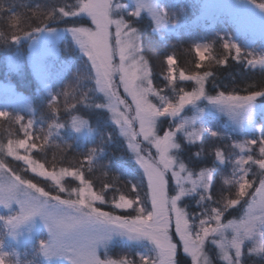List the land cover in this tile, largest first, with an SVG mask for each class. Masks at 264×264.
<instances>
[{
	"label": "trees",
	"instance_id": "16d2710c",
	"mask_svg": "<svg viewBox=\"0 0 264 264\" xmlns=\"http://www.w3.org/2000/svg\"><path fill=\"white\" fill-rule=\"evenodd\" d=\"M254 1L264 3V0ZM190 2L194 6L200 4L198 0ZM76 3L77 0H0V81H11L23 95L17 102H6L7 98L0 93V113H7L0 116V144L6 146L9 140H25L27 145L35 144L36 147L27 151L25 148H17L19 155L31 157L51 172L57 173L63 168L77 170L91 183L95 192L104 197L97 207L126 217L135 216L137 205L129 210H120L115 201H119L121 195L135 199L133 185L140 186L139 196L143 198L147 181L125 138L120 134L109 111L103 106L105 99L96 88L94 71L88 58L75 46L69 35L64 36L60 42L61 55L53 60L48 69V87L37 79L27 59L29 38L37 29L90 26L91 21L87 17L63 16L60 13V8L65 11L73 10ZM184 5L189 7V4ZM175 6V11L180 12V4L177 2ZM46 12L55 17L48 19L47 23H41L39 17ZM127 19L140 33L142 54L149 64L152 84L160 94L171 93L177 96L181 89L192 91L195 88L192 81H170L168 56L175 57L177 78L180 77L181 70L187 75L196 72L201 75L204 72L211 73L205 81L206 93L210 96L220 93L247 96L252 92H264V66L250 64L244 52L238 57L234 48L224 47L225 40L240 44L241 49L245 45V38L235 32L233 23L226 16L199 23L188 21L172 31L162 32L156 31L153 21L147 15L139 18L127 16ZM13 35L18 39H13ZM251 41L253 46L264 47L260 38ZM202 42L212 44L210 55L205 60L198 58L195 49V46ZM16 54L22 55L24 62L18 70H12L9 60ZM219 60L224 63H217ZM77 73L79 74L76 75ZM257 101L263 104L264 94L259 95ZM156 103H159V100ZM263 110L257 115V124L262 126L260 133L234 132L230 125L224 126L222 118L217 125L216 135L206 132L195 142H188L183 135H179L177 155L180 162L195 174L204 170L212 173L211 188L208 192L188 196L182 202L190 220L198 221L204 216L206 209L210 212L212 208H223L227 199L235 197L237 185L223 182L239 176L235 141L247 143L251 139L256 140L257 143L252 146L250 154L255 159L264 158L259 153L260 141L264 139ZM76 116L88 121L91 134L80 137L75 133L73 122ZM161 124L163 132L170 128L172 123L169 118H164ZM217 151L223 154L224 162L219 161ZM0 159L16 174L31 180L52 196L60 195L62 199H67L72 188L83 186L77 177L66 176L62 180L65 191L60 192L51 179L34 173L25 161L7 155L6 151L0 152ZM251 168L255 180L249 193L254 192L258 186L260 173L257 165L251 164ZM202 195L205 196L204 199H201ZM207 196L211 198L208 199ZM250 197L247 196L239 204L228 208L222 216L223 221L241 218L247 207L245 200ZM76 198V193H73L71 199ZM0 231L4 233L3 229ZM173 235L174 239L179 241L175 232ZM138 249L137 245L129 243L114 244L102 251L101 256L111 259L130 256L140 261L137 256ZM249 249L248 244L243 250L241 264H264V255L249 252ZM205 250L210 253L214 264H226L219 258L216 247L207 243ZM40 260L37 259L38 264ZM40 263L45 264L43 260ZM178 263L192 264L191 259L183 254L181 246Z\"/></svg>",
	"mask_w": 264,
	"mask_h": 264
},
{
	"label": "snow or ice",
	"instance_id": "6c2138e0",
	"mask_svg": "<svg viewBox=\"0 0 264 264\" xmlns=\"http://www.w3.org/2000/svg\"><path fill=\"white\" fill-rule=\"evenodd\" d=\"M264 7V4L260 5ZM122 5L114 0H77L73 10L65 11L60 8L63 16H77L85 13L91 18L95 25L94 29L87 27H75L71 31L81 48L87 54L95 70L96 88L105 94L108 104L114 113L115 122L121 126L122 131L129 136L130 147L137 154V159L144 169L143 175L147 177V188L143 198L139 196V185H133L135 199H129L121 195L119 201H115L117 208H133L136 205L135 216L118 217L111 213L102 212L94 206V201H103L104 197L92 191L90 182L84 179L82 173L77 170L63 168L60 174L55 172L40 171V175H46L58 186L60 192L65 191L61 184V179L65 175L77 177L82 187L72 188L68 192L69 198L62 199L60 195L52 196L43 188L38 187L31 180L23 178L9 168L7 163L0 159V205L9 208L15 201L19 205V212L7 217L0 216L4 220L9 232L14 234V230L30 217L40 214L45 221L50 239L41 241V250L45 256H64L71 261V264H130L129 261L121 259L119 261L111 258L101 259L98 254L97 245L107 233L116 229L122 230L129 235L146 237L154 243L157 258L151 256H141V261L146 264H176L175 254L177 244L173 242V237L169 234V228L173 221L175 223L176 234L180 237L185 253L190 254L192 264H212L205 250L206 241L211 240L219 249V255L226 264H241L242 246L246 241L253 242V247L249 252H256L264 255V158L255 159L253 155L241 156L238 160L239 168L242 169V175H239L240 181L237 185L234 198H229L224 203L223 208H212L205 210L204 219H200L198 225L194 220H190L189 214L178 206V201L184 195L186 189L180 188L177 195H169V181L167 172L172 170V175L178 183L184 180L191 181L194 190L197 184L203 182L206 190L210 187V171H202L196 179L192 174L182 175L184 165L180 164L179 170H175L176 161L170 154V150L177 148L174 142V132L165 131L163 136L157 134V118L165 114H174L190 102L198 99L205 94L203 81L211 75L204 72L201 75L196 72L186 76L181 70L179 76L181 79L195 80L198 88L193 92H183L179 95V102L173 103L160 96L158 91L152 87L150 79L151 72L148 68L147 60L140 55L138 43L135 39L137 30L132 28L130 23L123 16L114 19L112 12ZM141 7H149L150 11L156 17L157 23L161 18H167L165 13L151 8L147 3ZM140 9L134 10L131 15L138 16ZM51 16L52 13H49ZM15 19V18H14ZM115 25V32L111 28ZM39 31V29H37ZM27 35V33H24ZM13 39H18L13 35ZM224 47H235L239 57L241 49L236 45L225 44ZM207 46L205 47V51ZM197 52L203 59V53L200 52V46H197ZM119 57V62H115V57ZM170 81L175 79L172 65L173 57L168 56ZM217 63H224L223 60ZM250 64H264V57L249 61ZM119 76V82L115 76ZM119 86H123L124 92L131 96L132 103L121 97ZM264 94V92H252L247 96H224L220 93L216 97H210L211 100L219 102L223 99L228 101H237L240 108H243L255 97ZM156 95L163 102L159 107L153 104L149 96ZM134 105V108H133ZM123 108V111H121ZM134 112V115L132 114ZM7 113H0L5 116ZM139 124L137 130L135 125ZM76 127V125H73ZM79 129V127H76ZM199 135V132L194 131ZM193 133H189L192 136ZM27 135V133H26ZM143 136L144 141H148L156 149V156L149 153L142 156L140 143L137 137ZM256 140L242 143L239 145L242 149H250L255 145ZM36 147L35 144L27 145L25 140L11 141L8 144H0V152L6 151L7 155L16 159L23 160L31 167L35 173L43 170L44 165L39 164L38 168L29 156H20L17 148ZM250 152V151H249ZM259 153L264 157V139H261ZM217 157L223 159V154L217 151ZM91 162V156L88 157ZM246 164H255L260 169L258 175V186L255 191L249 193L254 181L247 179L249 169ZM11 173V175H10ZM73 193L77 198L71 199ZM251 196L250 200H245L247 210L243 217L238 221L229 220L226 224L222 222L221 217L224 212L237 204L245 197ZM205 196L202 195L201 199ZM210 199V196H207ZM150 201L149 210L147 202ZM234 251V255L232 254Z\"/></svg>",
	"mask_w": 264,
	"mask_h": 264
},
{
	"label": "rangeland",
	"instance_id": "374dc122",
	"mask_svg": "<svg viewBox=\"0 0 264 264\" xmlns=\"http://www.w3.org/2000/svg\"><path fill=\"white\" fill-rule=\"evenodd\" d=\"M198 1H200V4L194 6V5H191L190 0H114V2L119 3L120 5H122V7L114 9V11L112 12V15L114 16L113 17L114 19H117L120 16H123V18L126 21H128L127 16L132 17L133 15H131V13L137 8H139L140 9L139 15L133 16V17L139 18L143 15H147V17H149L153 21L156 31H161V32L162 31H172L176 29L179 25L185 22H188V21H190V23H199V22H203L206 20L215 19V17L226 16V18L230 19L231 22L233 23L235 32L239 36L242 35L245 38V40H243L245 42V45L242 46V48L243 49L245 48V50L241 49L240 44L232 43L229 40L227 41L225 40V44L238 46L241 49V52H244V55L246 56V58H248L249 61L257 60L260 57H264V47L253 46V43L251 41L252 39L260 38V43L264 46V7L260 6L261 4H264L263 2L262 3L256 2L254 0H198ZM177 2L178 4H180V9H181L180 12L175 11L176 10L175 4ZM145 3L150 5L151 8H155L156 10L161 11V13H165L167 18L166 19L161 18L160 22L157 23L156 17L150 11V8L141 7V5ZM185 3L189 4V7L184 5ZM78 15L87 17L91 21V18L87 16V14L85 13H81ZM82 27L94 29L95 25L91 21L90 26H82ZM72 28L74 27H63V28H56V29L43 28L39 31H36L33 34V36L29 38L30 40L29 41V54H28L27 59L29 60L32 71L37 77V79L40 82H42L44 85H46L47 87L49 85V76H50L48 69L52 66L53 60L61 55L60 42L64 36L69 35L72 38L75 46L88 58L85 51L81 48L80 44L77 42L76 38L73 36V33L71 31ZM111 30L113 33L115 32V25L112 26ZM135 39L139 46L140 55L143 56L142 38L138 30H137ZM197 46H200V52L203 53V57H204L203 59H201V55L198 54L197 52ZM206 46H207V50L205 51ZM211 47H212V44L207 43V42L198 43L195 46L198 58L200 60H205L210 55ZM232 48L235 49V47H232ZM172 57H173L174 63L172 65L173 72L171 74L175 76V79L172 80V82H176L177 80L192 81L195 84V88L192 91H183V92H193L194 90L198 88L196 81L190 80V79H181L180 77L177 78L176 67H175L176 61H175V57L174 56ZM9 61L12 64V70H18L23 65L24 57L20 54H16L15 56L11 57ZM115 62L116 63L119 62L118 56L115 57ZM254 65L264 66V64H259V63H255ZM148 68L150 70L149 64H148ZM93 71H94V76H95V70L93 69ZM185 75L189 76L187 74ZM114 78L117 82H119L118 75H116ZM150 79L152 81L151 76H150ZM205 81H206V78L203 81L204 92H205L203 96H200L198 99L194 100L193 102L185 104L181 108V110L177 113H174V114L169 113V114H165L157 118V121H156L157 134L160 136H163V133L165 132V131L163 132L161 131L162 119L169 118L171 120V123H172L171 127L167 128L166 131L174 132V142L178 145L177 148L170 150V154L174 156V159L176 161V164L174 165L175 170H179L180 164H183L182 162H180V160L178 159V155H177V152L179 150V135H183L184 138L188 142H195V141L200 140L206 132H211L212 134L216 135L218 134L217 125L219 124L222 118L224 119V126L230 125V127L232 128V131L237 132V133H246L247 131L252 132V133L253 132L260 133L262 131V126L257 124V115L262 109H264V103L261 104L260 102L257 101L258 96L255 97L253 101L249 102V104H247L243 108L239 107L237 101H228L226 99H223L219 102H215L211 100L210 97H216L218 95L210 96L206 93V88H205L206 82ZM152 87L155 91H158L154 88L153 84H152ZM97 90L100 94L103 95L105 99V105H107L108 104L107 97L98 88ZM118 90H119L121 97L125 98L129 102V104H131L132 98L131 96H128L124 92L123 86H119ZM183 92H181L179 95L183 94ZM0 93H3V95L7 98L6 102L7 101L12 102L13 100L17 102L23 97V95L16 90L15 85L11 81H0ZM179 95L176 96L175 94L173 95L171 93L164 94V95L160 94V96H163L165 100L171 101L173 103L179 102ZM224 96L227 97L229 95L224 94ZM232 96H235V95H232ZM149 99L153 104H156L158 107L163 103L160 100V97L156 95H150ZM157 100H159V103H156ZM105 107L109 111L113 122L117 125L120 134L125 138L129 150L131 151L138 167L141 169L143 173L144 169L137 159L136 152L133 150L132 147L129 146L130 145L129 136L126 135L122 131L121 126L115 122L114 113L111 110V108L107 106ZM133 108H134V105H133ZM121 111H123V108H121ZM132 114L134 115V112ZM74 124L76 125V127H79V129H77L76 127L73 126V130L78 136L84 137L92 133L91 132L92 130L89 127L88 121L85 118L81 116H76L74 118L73 125ZM135 127L138 130L139 124L137 123ZM194 131L199 132V135H197L196 133H193ZM189 133H193V135L189 136ZM252 140L254 139H251L249 141H252ZM137 141L141 142L140 147L142 151L140 154L142 156H147L149 153H151L152 156H156L157 153H156L155 147L151 146L148 141H144L143 136L137 137ZM242 143H246V142H241V141L234 142V147H236L238 151V157L236 160L238 175H242V171H243L242 169L239 168L238 160L240 159L241 156L246 157L248 154H250V152L252 151V146H253L251 145L250 149L248 148L242 149L239 146ZM219 161L224 162V158L223 159L219 158ZM39 164L40 163H36L34 164V166L38 168ZM27 167L29 166L27 165ZM244 167L249 169L247 179H249L250 181H254L255 179L253 178L255 177V174L253 173L251 165L246 164L244 165ZM29 168L31 169V167ZM40 171L51 172L45 169L44 167L43 170H40L38 168V171L35 173L40 175L39 174ZM204 171L207 172L208 170H204ZM201 172L195 174L189 171L184 165V169L181 174L186 176L188 173H191L192 178L196 179ZM57 174H60V172H57ZM166 175L169 181V195H173V196L177 195L181 187H184L186 189L184 195L178 201V206L180 208H183L185 211L186 209L184 208L182 202L186 197L192 196L199 192H208L209 189L211 188L212 173H211V179H210V187L208 190L204 188L203 182H201L200 184H197L194 190L192 189L191 181L184 180L182 184L178 183L175 177H173L172 175V170H169ZM40 176L49 178L46 175H40ZM66 176H71V175H65L63 176V178ZM63 178L61 179V184H62ZM145 178L147 181L146 176ZM249 190L250 189H248V191ZM92 191L95 192L93 188H92ZM101 202L103 201L96 200L93 203H94V206L97 207V204ZM137 206L139 207V206H144V205H137ZM146 206L148 207L149 210L151 209L150 201H148ZM99 209L102 212H107L103 210L102 208H99ZM118 209L129 210L131 208H118ZM19 210H20L19 205L15 201L11 203V206L9 208H5L3 205H0V216L7 217L9 215H15L16 213L19 212ZM246 210H247V207L245 209V212ZM107 213H110V212H107ZM111 214H113L114 216H118V217H126V216H122L120 214H116L112 212ZM244 214L242 215V217L244 216ZM204 218L205 216L200 217V219H204ZM239 219H232L231 221L236 222ZM199 220L195 221L197 225L199 223ZM221 220L225 224L229 221V220L223 221L222 217H221ZM0 224H1L0 226L2 227V228L0 227V230L2 229L4 230V233L0 231V241H2V243H0V251H5V252L13 254L14 258L18 259L21 262V264H23V262L28 261V260H31L33 264H38L37 262L38 258L43 260L45 264H71V261L64 256L49 257V256H45L39 250L41 247L40 242L49 240L51 236L45 224V221L40 214H36L30 217L28 220H26L22 224H20L14 230V234L9 232V228L7 227L4 220H0ZM174 232L176 234L175 223L173 221L172 225L169 228V234L173 237V242L177 244V249H176V254H175L176 264H179L178 263V252H179L180 246H181L183 254L189 257L192 261L190 254L185 253L183 244L180 242V237L176 234L179 241H176L174 239V235H173ZM124 243H129V244L138 246L139 249L137 252V256L140 261H137L135 260L134 257H130V256L129 257L124 256L123 258L113 259V260L119 261L121 259H124L127 261H131L132 264H146V261H141L140 259L141 256H146V257L151 256L152 259L157 258V253H156V248H155L154 243L148 240L146 237L129 235L123 232L122 230H116V229L107 233L105 237L101 241L98 242L97 249H98V254L100 258L106 259L101 256L102 251L104 250L106 251L110 246L114 244H124ZM207 243L217 248L216 244L212 243L211 240L206 241V244ZM206 244H205V247H206ZM248 244L250 245V248L253 247V242L246 241L245 244L242 246V254H243V250L245 246ZM217 250L219 253L218 248ZM232 254L234 255V251ZM207 255L211 259L212 264H214L210 253L207 252ZM219 258H220V255H219ZM41 260L39 261V264H42L40 263Z\"/></svg>",
	"mask_w": 264,
	"mask_h": 264
},
{
	"label": "clouds",
	"instance_id": "9594fccd",
	"mask_svg": "<svg viewBox=\"0 0 264 264\" xmlns=\"http://www.w3.org/2000/svg\"><path fill=\"white\" fill-rule=\"evenodd\" d=\"M53 17H55L53 14L50 16L49 13H43L39 19L41 21V23H47L48 19H52ZM79 73H77L76 75H78ZM240 181V177L239 176H235L232 179H226L223 182L225 184H234V185H238ZM0 243H2V241H0ZM41 245V243H40ZM41 252V247L39 249ZM43 253V252H42ZM130 264H132L131 261H129ZM0 264H21V262L14 258L13 254L5 252V251H0ZM23 264H33V262L31 260L25 261L23 262Z\"/></svg>",
	"mask_w": 264,
	"mask_h": 264
}]
</instances>
